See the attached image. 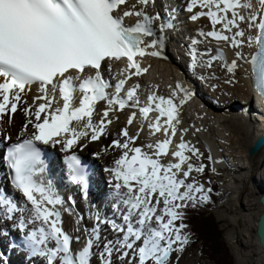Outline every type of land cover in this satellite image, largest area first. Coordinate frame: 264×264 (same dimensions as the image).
Instances as JSON below:
<instances>
[{"label": "snow or ice", "instance_id": "1", "mask_svg": "<svg viewBox=\"0 0 264 264\" xmlns=\"http://www.w3.org/2000/svg\"><path fill=\"white\" fill-rule=\"evenodd\" d=\"M149 2L150 0H140L144 5ZM126 3L127 0H0V77L4 78L3 82H0L2 98L0 119L8 112L15 113L21 100V93L25 92L26 86L36 83L44 93L36 99L45 101L35 112L36 120L41 119L42 113H48L43 122L35 124L38 131L22 143L13 144L8 148L6 155L7 165L14 173L12 183L32 205L31 222L41 223L39 228L33 229L25 237V242L33 254L45 257L47 264H91V259L96 254L94 248H98L101 241L99 230L101 221L97 215V225L89 233L84 247L74 251L73 238L64 230L61 213L55 207L63 201L55 195L50 186H45L35 179L37 165L43 164L41 150L37 147L36 141L43 144L62 143L64 150L67 151L80 137L88 135L87 131L78 132L75 128L69 127L73 120L81 121L84 117H88L85 127L93 129L91 139H99L111 120H108L107 124L104 119H101L99 125L92 124L95 102L107 100L109 110L114 105H119L123 110L128 106V101L134 100L137 92V87L131 88L127 92L126 100L118 95L110 97L106 91L110 84L103 79L99 71L102 62L106 59L119 60L126 57L129 68H135L134 74L138 75L147 69H141L135 57L146 54L161 55L159 51L151 53L146 51L148 47L158 48L161 43L158 39L141 47L144 44V37L155 35L151 27L152 19L142 11L129 10L120 15L118 9ZM259 3L262 7L259 14L253 10L251 0H191L188 10L191 12L197 5L207 9L197 12L191 19L197 20L207 16L211 19L213 27L222 24L223 29L228 32H231L233 27L239 29L241 22H247L250 28L258 29V35L249 37L248 44L255 43L258 46L250 63L253 66L255 87L264 95V0H259ZM241 9L250 10L249 14L245 16ZM131 15L143 19L133 26H126L124 18ZM201 34L230 42L234 47H240L245 43L243 39H237L245 36L243 30H238L232 36L215 30ZM237 56L244 58L239 52ZM195 59L194 55L193 60ZM86 67L95 69L96 75L84 79L79 84V91L84 93V96L80 106L72 108L70 101L72 92L76 90L73 81L78 77L66 76V73L70 70L83 73ZM236 67L237 63L233 61L228 70L231 72ZM125 83V79L119 81L115 86L117 93L123 90ZM49 85L53 89L51 97ZM57 88L64 104L62 108L57 107L49 112ZM181 90L184 91V97L179 101V105L186 103L192 96L191 91ZM157 100L159 103H155ZM134 103L135 106L139 105L138 98ZM109 110L103 113L104 117L108 116ZM139 111L145 119L150 112L158 111L159 116L149 127L153 132H160L163 129L169 138L158 141L155 145H147L148 148L156 149L155 158L142 152L139 147L130 148L135 137L128 136L126 128L123 135L128 137L127 142L122 143L120 140L113 142L116 147L126 150L116 161L115 169L109 170L114 172V179L117 181L113 186L115 196L119 198L117 211H121V204L124 206L121 216L123 223L118 224L115 220L103 222L111 224L114 231L124 235L118 241L104 243L103 250L98 253L101 264H113L114 253H119L118 259L127 260L128 264H169L170 255L174 251H183L182 246L189 242L187 236L180 234V230L186 225L181 224L177 227L174 223L182 217L176 209L186 207L183 201H194L196 197L193 193L204 190L202 185L186 184L185 179L178 178L180 173L187 178L193 171H204L203 165L194 168L188 163L190 157L185 155V151L196 154L197 149L181 142L177 145V150L171 153L178 162L168 164L160 162L162 155L169 154L171 137L176 134V124L179 123L178 104L174 103L171 97L165 99L153 95L149 97L146 106L139 107ZM135 115L132 114L129 124ZM162 117H167L163 124ZM63 133H71L72 138L63 141L53 140L54 136ZM129 152L133 155L129 156ZM66 159L71 170L72 182L81 186L87 197L89 176L86 168L76 155L68 156ZM39 171L42 172L43 168ZM181 188H185L186 191L181 192ZM201 199L206 200L207 197L203 196ZM161 201L164 208L162 214H157ZM0 205L5 206L7 214L21 211L17 204L4 194H0ZM165 216L169 217L166 221ZM153 218L158 227L152 226ZM19 227L22 229L26 227L23 219ZM177 242L181 245L178 249L173 247ZM50 243L53 246L50 247Z\"/></svg>", "mask_w": 264, "mask_h": 264}, {"label": "bare ground", "instance_id": "2", "mask_svg": "<svg viewBox=\"0 0 264 264\" xmlns=\"http://www.w3.org/2000/svg\"><path fill=\"white\" fill-rule=\"evenodd\" d=\"M175 1L174 3H176V5H173L171 0H163V4L161 5L160 0H150L147 5H144L140 3V0H127V3L121 5L118 9V13L120 15H123L124 11L134 10L142 11L145 15L152 19L151 27L155 35L146 37V40L141 47H145V45L150 44V42L154 39H158L161 42L160 46L156 49H153L151 47H148L146 49L148 53H151L152 51H159L161 55L152 56L150 54H146L144 56H139V59H137V63L140 65V68L147 69L146 72H141V74L138 75L134 74L136 72L135 68H127V64H123L113 60L102 62L101 68L99 69L103 79L110 84V87L108 88V95L110 97H115L118 95L121 99L126 100L127 92L131 88L137 87V97H135V99L138 98L139 105L135 106V103L133 101H128V106H126L123 110L119 108V105H114L112 106V109L109 110L110 106L108 105L107 100L102 103L95 102L94 111L91 117L92 124L99 125L101 119H104L105 123L107 124V121L111 120V123L107 124L104 133L100 135L99 139H91V136L93 135V129H88L85 127L88 120L87 118L81 121H73L70 123V128H75L78 132L87 131L88 133L87 136L80 137L78 142L73 145L71 149L65 151L62 143L53 144L50 142L49 144H43V147H45L50 152V157H52V160L50 161V165L46 168L45 172L39 171L40 168L37 169V175L35 178L38 182L44 183L45 186H50L53 189L55 195L63 201L62 204H57L55 207L61 213L64 230L73 238L72 248L74 251H78L84 247L87 239L89 238V233L97 225L96 216L99 215L100 217L101 222L99 224V230L101 241L99 247L94 248V252L97 255H93L91 264H100V261L98 259V252L103 250L104 243H106L107 241H118L124 235L123 233L120 234L119 232L114 231L111 227V224L109 225V223L103 222L104 220H115L118 224L123 223V221L119 219V213L121 212L122 216L124 206L121 204V211H117L116 205L118 204V197L115 196V189L113 187L117 181H115L114 179V172L109 170L115 169L116 161L121 158L126 150L120 147H116L113 142L115 140H120L122 143L127 142L128 137H125L123 135V130L126 128L128 130V136L135 137L134 141L130 144V148L139 147L142 149V152H146L149 155H152L153 158H155L154 153L156 149L148 148L147 145H155L158 141H163L169 138V136H166L165 133H163V129L160 132H153V130L149 127L150 123H152L155 118L159 116L158 111L150 112L147 119H145L139 111V107L146 106L149 103L150 96L155 95L156 97H164L165 99L171 97L174 103L178 104L179 123L176 124L175 136L171 137L172 143L168 149L169 154L167 156L165 155V157H160V162L162 164H168L170 158L173 157L171 153L177 150V145H179L181 142L186 141L184 143L190 145L189 138L193 139L195 136V132L193 131L195 128L193 130L191 128V125L195 123V120L194 117L190 116V113L198 112L199 115L205 114V116H207L206 127L209 129V133H211L212 138L208 139V136L206 134L204 135V133L197 135L196 138L202 141L205 140L207 144L210 143V146H212L215 151H220L224 147H228L230 153L232 154L231 157H234L235 154H240L239 160L244 162V166H230L234 169V173L245 174V172H243L242 170L248 171L246 173L247 177H251L252 180H254L257 173L264 166V148L259 152L252 164L250 163L249 159V148L257 138L264 135V113L262 111L264 110L263 102L258 91H256L253 86L252 65L250 63L251 57L257 50L258 46L255 43H252L251 45L248 44V38L258 35V29L255 27L250 28L247 22H241L239 29L233 27L232 31L228 32L223 29L222 24H216L215 27H213L211 19L207 17V33L212 31L213 29L219 31V28H221V30H224V35L228 36H232L238 30H243L245 32V36L243 38L237 37V39H243L245 41V43L240 47H234L230 42L217 40L211 36H207V44H211V46H207V54L205 53V55H207V66H209L210 61L212 62V60L210 59V57L212 56V54H210V51H213L212 47L222 46L227 51V59L229 61L228 66H231L233 61H236L237 67L234 70L235 73L239 74V77H236L234 76L235 73H231L229 70L222 69L220 67L218 68V70H216L219 79L231 84L235 79H237V82H234L233 89H231L230 86H227V88L221 87L216 91V93L212 90L213 96H215L220 103L213 102L208 99V96L205 95L204 92H202L199 86L196 89L195 87L189 86L192 84L191 82L196 78L194 77L195 75L193 76L191 73H189L188 68H191L192 66V70H194V67L199 64V60L195 59L194 61L192 58L193 56H189L185 59L184 54H187L188 56L187 51L189 48H191V46L189 44H185L184 40H182V36L184 35V33H187V35H189L191 33V30L199 28L197 22L199 24L200 18L196 21H192L191 19V17L197 13V10H195L194 14L183 10V0ZM251 2L254 5L253 10L256 11L257 14H259L262 11L259 0H251ZM190 4L191 2L186 4L185 9L189 8ZM133 6L135 7L133 8ZM162 6L166 7V9L170 12H168V14L166 11L161 13ZM198 7L200 6L197 5L195 8ZM240 11L242 14L247 16L250 10L241 9ZM177 12L181 13L183 19L177 18L178 16H180ZM175 17L176 20L174 19ZM142 19L143 17H138L136 15L127 16L124 18V24L126 26H133L138 21H142ZM198 36L201 37L204 35L198 34ZM181 43L184 44V47H186V49L181 48ZM165 52L169 55V57L164 55ZM238 52L243 55V59L237 56ZM168 60H170L173 64H170V66H168ZM163 64H165L166 66H162V70L160 66ZM204 65H206V63ZM197 74L198 76H201L199 72ZM67 75L78 77V79L73 81L76 90L73 91L72 99L70 101L71 107L76 108L80 105V102L84 96V93L79 91V84L88 77H94L96 75V70L90 67L85 68L83 73H79L76 70H70L69 73H66V76ZM212 77H214L213 72L211 79L208 78V75L205 76V79H209V81L211 82L214 81L212 80ZM3 79L4 78H0V82H3ZM122 79L126 80V83L130 88L117 93L115 86ZM154 79H156V82H153ZM154 83L156 84L154 85ZM215 86L218 85L215 84ZM181 89L191 91L192 96L186 103L179 105V101L184 97V91H182ZM48 90L49 96L51 97L53 94L52 86H48ZM173 93H175V96H173ZM43 95L44 93L40 91V85L32 84L30 86H26L25 92L21 93V100L17 104V111L15 113L8 112L3 115L2 119H0V191L3 188L7 187V181L9 179L5 168L6 162L4 156V147L11 145L14 142L29 139L33 136L34 133L38 131L35 128V124L42 122L43 119L48 115L47 112L42 113L41 119L39 121H37L35 117V112L38 110L39 105L45 102L44 100L36 99V97ZM195 95L200 100V102H196ZM0 102H2V98H0ZM240 102L244 103V109L242 108V111L235 112L233 108L237 110L239 109V106L233 107L234 105L232 106V103L237 106L236 104ZM155 103H159V101L157 100ZM63 104L64 101L60 95L58 88L57 92H55V100L52 103L49 112L53 111L57 107L62 108ZM196 104L198 106L204 105L208 109V111L205 112L204 110L202 112H199L198 110H196V108H194ZM26 105L29 106V108L31 107L30 111L28 112L24 110V107ZM152 106L155 107V104H153ZM225 107L230 108V110L226 113L228 115L224 114V116H220L225 113ZM106 110H109L108 116L104 117L103 113ZM133 113L136 114L135 118L132 120V123L129 124L128 121L130 118H132ZM241 115L244 120H242ZM252 115L253 118H251ZM257 115L259 116L257 117ZM215 116H220L222 119H224L223 124L225 129L223 130V132H231V135L233 134V139L228 146L214 143V140L217 138L219 139L220 137L217 134L218 130L216 129L215 123L211 121V118H214ZM166 119L167 117H162L161 124H163ZM29 121H31V123H29ZM139 121L141 123V126H138L136 128L135 125ZM144 126L147 129H145V132H142L141 130ZM182 130L186 132V135L184 137L180 136ZM190 130H192L191 135L189 133ZM71 138V133H63V135L60 136L57 140L63 141ZM89 150L90 153H87ZM71 155H76L80 159H86L90 162V171L88 174L89 192L87 197H85L81 186L74 184L71 179L70 181H66L63 178L64 171L68 172L69 177H71V170L68 167L66 159ZM131 155H133V153L129 152V156ZM185 155L188 156L189 152L185 151ZM234 158L237 157L235 156ZM216 159L218 161L220 160V157L218 156ZM181 175L178 176L179 179H185L186 184L190 183L191 178L189 176L185 178ZM260 179L264 183V178L262 176H260ZM242 180L243 181H241V179L236 180L238 181L239 186L231 191H228V195L237 194L238 199L243 197L245 194H247L249 199H253L256 195H258V199H260V197L264 195V184L259 185L257 184V181H254L252 185L253 187L249 184L245 186L246 181L244 179ZM103 181H107V189H109L108 192H103L102 189H100ZM69 185L71 186L69 187ZM257 186L258 188L260 186V191L256 190ZM6 191L7 197L12 199L17 204L18 209H21V211L7 214L5 212V206L0 205V213L5 212L8 215L6 217L8 221L5 220L3 215H0V226L3 228V230H8V232L6 233L2 232V235L0 236L6 238L7 235L8 240H10L11 237H15V235L17 234L19 236V238L17 239V248L14 250H10L14 256L11 255V253L9 254L8 252L3 251L4 241L0 237V252L5 255V258L3 260L0 257L1 262L2 264H26V260L28 263L31 260V263L34 264L35 259H37L39 263L42 264L41 257L43 256H32L31 251L26 250L27 244L19 241L21 240L20 235L27 236L33 229L39 228L41 226V223L40 221H28H32L33 214L30 211L32 205L29 201H27V198L21 191H13L8 187ZM122 191L126 190L122 189ZM180 191L183 192L181 189ZM82 197H85V202L81 201ZM230 200L231 199H229L228 202L229 205H233V202ZM252 201L253 200H250L249 202ZM176 203L181 202L176 201ZM234 205L235 210L238 213H245L246 211L251 210V208L247 209V206H250L248 204L243 205L241 203L240 205ZM163 208L164 204L161 201L158 207L157 214H162ZM256 208V212L252 211L245 214L247 215L245 222L247 225L252 227V231L257 227L258 219L261 214V206L259 204V200L258 203H256ZM85 213L92 216L90 221H87V219H85V216H83V214ZM9 216L11 218H8ZM239 216L240 217H237V219L235 220V223L238 227L241 226V219L244 218V216L241 214H239ZM106 217L108 219H104ZM21 219H23L26 227L23 229L19 227L18 232H16L15 234L14 229L17 228L18 225H20ZM167 219H169V217L165 216V221ZM151 224L153 227L159 226L154 220H152ZM9 226H12L14 228L7 229V227ZM243 232L244 230H240L236 233L237 235H232L230 242L231 244H234L236 248L239 247L237 248L240 257L239 264H264V250L261 249L257 237L253 234L255 232L253 231L252 234L250 233L248 238L247 235L244 234L245 232ZM241 236H244L247 240L246 245H243V243L241 242ZM10 244L11 242L9 241V246H7L8 249H10ZM49 246L51 247L53 246V244L50 243ZM176 246H178V242L177 244L173 245L174 248ZM18 253H24L26 260L22 261V259L17 256ZM116 254L117 253H114L112 257L113 264H128L127 260L122 261L120 259H116ZM175 254H177V251ZM243 254L246 256V261ZM186 262L187 261L185 259H178L172 262V264H187Z\"/></svg>", "mask_w": 264, "mask_h": 264}, {"label": "rangeland", "instance_id": "3", "mask_svg": "<svg viewBox=\"0 0 264 264\" xmlns=\"http://www.w3.org/2000/svg\"><path fill=\"white\" fill-rule=\"evenodd\" d=\"M174 1L175 0H173V1L171 0L172 4L176 5V3H174ZM182 2H183L182 3L183 10H186L185 9L186 4L191 2V0H185V1L183 0ZM160 4L161 5L163 4V0H160ZM195 10H197V12L207 11V9H202L201 7H198ZM195 10H194V12H192L193 14L195 13ZM164 11H166L167 14H168V12H170L166 9V7L162 6L161 13ZM207 24H208L207 16L200 17L199 24L197 22V25L199 28L191 30L190 31L191 33L189 35H187V33H184V35L182 36V38H183L182 40H184L186 45L189 44L191 46V48H189L187 51L188 56H187V54H184V56L186 59L189 56L195 55V58L199 60V62H198L199 64L194 67L195 68L194 70H192L193 69L192 66H191V68H188L189 73H191L193 76L195 75L194 77L196 78L195 80H193L191 82L192 84L189 86L195 87V89L199 86V88L202 90V92H204L205 95L208 96L209 100L216 102V103H220L217 100V98L215 96H213L212 90H213V92L216 93V91L218 89H220L221 87L227 88V86H230L231 89H233L234 88V82L235 81L237 82V79L233 80V83L231 84V83L225 82L224 80L219 79V76L217 75L216 70H218L219 67L222 69H226V70H228V68H229V66H228L229 61L227 59V56H228L227 51L222 46L212 47L213 51H210L211 53L209 52L210 54H212V56L210 57V59L212 60V62H211L212 64H211V67L207 66V64H208L207 63V55H205V53L207 54V46H211V44H207L208 42H207V36L206 35L201 36V37L198 36V34H201V32L207 33L206 32L207 31ZM213 30H215V29H213ZM218 32H222V34H224L223 33L224 30H221V28H219ZM196 36H198V37H196ZM181 48L186 49V47H184V44H182V43H181ZM164 55L169 57V55L166 52L164 53ZM214 57H215V59H213ZM171 58H172V54H171ZM218 59H221V60H218ZM167 62H169V63H167L168 66H170V64H173L170 60H168ZM205 63H206V65H204ZM162 66H166V65L163 64L160 66L161 69L163 70ZM198 72L201 74V76H198V74H197ZM212 72L214 73V77H212V80H214V81L210 82L209 79H211ZM231 73H235V70L231 71ZM207 75L209 78L208 80L205 79V76H207ZM234 76L239 77V74L235 73ZM215 78H216V80H215ZM153 82H156V79H154ZM155 84L156 83H154V85ZM215 84H217L218 86H215ZM222 85H224V86H222ZM55 92H57V89ZM201 94H203V93H201ZM195 98H196V102H200V100L196 97V95H195ZM243 104L244 103L240 102V103L236 104L237 106H235V104L232 103V106L234 105L233 107L239 106L238 107L239 109L236 110L235 108H233V107L232 108H233V110H235V112L242 111L244 109ZM30 108H29V106L26 105L24 107V110L28 109V111H30ZM194 108H196V110H198L199 112H202L204 110H205V112L208 111V109L204 105L198 106L196 104L194 106ZM224 109H225V111H224L225 113H223V115H220V116H224V114L228 115L226 113H227V111L230 110V108L225 107ZM211 113H210V115H211ZM190 116L194 117V120H195V123H193L191 125L192 130L195 128L193 130L195 132V136L193 139L189 138V142H190L189 147L197 149L198 153L194 154V153L188 151L189 152L188 156L191 157L190 160L188 161V163H191L194 166V168L200 167L201 165L204 166L203 172L193 171L189 175V177L191 178L190 183H194L197 186L202 185L204 190L202 192H194L193 193V195L196 197V199L194 201L185 200L182 203H184L186 205V207L187 206H193V207L199 208L203 211H206L207 214L213 215L215 220L219 223L221 231L223 232V242L229 250V254L232 258V264H239L240 263V261H239L240 257H239L238 250H237V248H239V247L236 248V246L234 244L230 243L231 242V236L234 234L237 235L236 233L239 232L240 230H244L245 233L244 232L243 233L245 235H247V238L249 237L250 233L251 234L253 233V231L255 232L253 234L257 237V235H256V228L257 227L255 229H253V231H252V227L247 225L245 222V220L247 218V215H245V214L252 212V211H255V212L257 211L256 203H258L259 197H258V195H256L253 199H249L247 194H245L243 197L238 199L237 194L228 195L227 192L231 191L234 188H237V186H239L238 181H236L238 179H241V181H243L242 179H244L246 181L245 186L247 184L252 186L254 181L255 182L257 181V184H259V185L260 184L263 185L264 183L260 179V176H262L264 178V166L257 173V175L255 176V179L253 178L254 180H252L251 177L250 178L247 177L246 173L248 171L242 170L243 172H245V174L234 173L233 172L234 169L230 166H232V165H235V166L237 165L240 167L244 166L243 165L244 162L239 160L240 154L234 155V157L236 156L237 158L231 157L232 154L230 153L228 147H224L220 151L219 150L215 151L212 148V146H210V143L207 144V142L205 140L202 141V140L197 139L196 136L200 135L201 133H204V135L206 134L208 136V139L212 138L211 133H209V129L206 127V125H207V118L206 117L207 116H205V114L199 115L198 112L197 113L191 112ZM220 116L219 117L215 116L214 118H211V121L213 123H215L216 129L218 130L217 134H218V136H220L219 139L217 138L214 140V143L215 144L217 143L219 145L228 146L229 143H231V141L233 139V134L231 135V132H223V130L225 129L224 124H223L224 119H222ZM258 116L259 115H257V117ZM241 118H242V120H244L242 115H241ZM251 118H253V115L251 116ZM138 126H141L140 121L137 122L135 125L136 128ZM145 129H147V128H145V126H144V127H142L141 131L145 132ZM192 130H190V132H189L190 135H191ZM187 133H188V131H187ZM185 135H186V132L182 130V132L180 133V136L184 137ZM184 142H186V141H184ZM153 149H154V147H153ZM87 153H90V150ZM162 156L165 157V155H162ZM218 156L220 157V160L217 161L216 158ZM59 161H60V159H59ZM186 166H187V164L185 165V168H184L185 171L187 170ZM179 175L183 176V173H180ZM65 179H67V176H65ZM214 182L218 184V190H217V195H216L217 201L216 202H213L212 198H211V193H212L211 185ZM103 186H105L107 188V186H108L107 181L103 182ZM181 190L186 191L185 188H181ZM256 190L260 191V186H259V188L257 186ZM102 191L108 192L109 189L102 190ZM203 196H206L207 199L202 200L201 197H203ZM229 199H231L230 201L233 202V205H229V203H228ZM250 200H253V201L249 202ZM81 201L85 202V200H83V199H81ZM117 203H119V198H117ZM241 203L243 205H247V204L250 205V206H247V209L251 208V210L250 211L248 210L245 213L244 212L243 213L236 212L234 204L240 205ZM109 204H111V203H109ZM186 207L176 209V211H178L179 213L182 214L181 210L186 208ZM5 212H1L0 215H3L5 220L8 221L6 219V217L8 215ZM239 214L244 216V218L241 219V226L240 227H238L237 224L235 223V220L237 219V217H240ZM83 216H85V219H87V221L88 220L90 221V219L92 217L87 213L83 214ZM181 218L177 219L174 222L177 227H179L181 225ZM104 219H108V218L106 217ZM119 219H121V212L119 213ZM153 220L155 221V218H153ZM28 221L31 222L30 220H28ZM8 228L12 229L14 227L9 226V227H7V229ZM14 230H15V234H16V232H18V230H19V225ZM181 230H180V234L182 232ZM2 232L6 233V232H8V230H3V228L0 226V235H2ZM0 237L4 241L3 251H6L9 254L11 253V255H13V253L7 247V246H9L8 236L6 235V238L2 237V236H0ZM17 237L19 238L18 234H17ZM241 242L243 243V245L247 244V240L245 239L244 236H241ZM180 247H181V245L178 242V246H176L175 248L178 249ZM182 247H183V251H177V254H175L176 251H174L170 255L169 264H172V262H174L178 259H181V260L185 259L187 261L186 262L187 264H210L209 261L202 254H200V252L197 250L198 247L192 248L188 243L186 245H183ZM116 255H117L116 259H118L119 253H117ZM17 256H19L22 259V261L26 260L24 253H18ZM243 256H244V259L246 261V256L244 254H243ZM41 259H42L41 260L42 264H47L46 258L41 257ZM98 259L100 261L99 257H98ZM0 264H2L1 259H0ZM26 264H32V263L31 262L28 263L26 260ZM34 264H40V263L37 259H35ZM100 264H101V261H100Z\"/></svg>", "mask_w": 264, "mask_h": 264}, {"label": "trees", "instance_id": "4", "mask_svg": "<svg viewBox=\"0 0 264 264\" xmlns=\"http://www.w3.org/2000/svg\"><path fill=\"white\" fill-rule=\"evenodd\" d=\"M218 184H212L211 198L217 201ZM181 224L182 236L189 238L188 244L192 248H197L210 264H232L229 250L223 242V232L219 223L212 214H207L199 208L188 206L183 209Z\"/></svg>", "mask_w": 264, "mask_h": 264}, {"label": "water", "instance_id": "5", "mask_svg": "<svg viewBox=\"0 0 264 264\" xmlns=\"http://www.w3.org/2000/svg\"><path fill=\"white\" fill-rule=\"evenodd\" d=\"M263 148H264V135L257 138L256 141L249 148V159L251 164L253 163V161L255 160V158ZM259 204L261 206V214L257 223L256 235L261 249L264 250V195L260 197Z\"/></svg>", "mask_w": 264, "mask_h": 264}]
</instances>
